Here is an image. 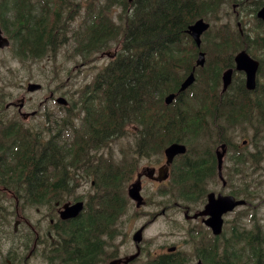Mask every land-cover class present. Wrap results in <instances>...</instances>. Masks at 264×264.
Returning <instances> with one entry per match:
<instances>
[{"label": "trees", "instance_id": "trees-1", "mask_svg": "<svg viewBox=\"0 0 264 264\" xmlns=\"http://www.w3.org/2000/svg\"><path fill=\"white\" fill-rule=\"evenodd\" d=\"M82 1L0 0V25L15 42L14 55L23 60L51 56L57 61L69 36L70 10L78 13ZM230 1L89 0L87 30L65 55L73 60L68 76L54 80L51 88L53 93L70 95L71 103L57 117L45 113L40 128L8 118L10 123L0 130V142L11 145L14 152L13 159L0 160V186L20 200L19 206L11 198L4 200V210L10 224L15 217L24 219L27 233L16 248L26 263L33 255L48 264H100L116 257L120 221L133 208L128 181L142 159L163 156L164 149L175 142L186 145L187 151L175 160L169 180L152 192L156 199L150 204L158 202L166 210H198L206 203L209 188L222 185L215 157L221 125H214L224 115L234 124L235 136L238 122L254 126V130L248 126L253 150L234 142L233 154L223 163L227 186L232 195L246 201L248 205L240 207L246 209L229 237L225 231L214 236L203 225L191 228L192 253L149 254L142 264H192L199 259L204 264H264V223L249 205L264 203L263 145L259 144L260 128L264 130L262 86L257 87L255 98L246 88L239 91L234 101L202 121L212 105L220 104L214 94L211 97L220 82L219 68L207 65L198 75L203 88L194 84L171 105L165 102L168 94L179 90L195 61L189 25L202 17L210 21ZM112 8L123 12L121 26L110 17ZM237 30L213 24L203 40L242 42L245 38ZM116 39L115 57L95 70L91 82L81 84L74 78L75 64L91 67L98 53L111 51L116 43L110 41ZM250 40L264 41V34L257 32ZM3 97L0 92L1 102ZM197 104L206 112L197 111ZM0 107L7 109L6 104ZM130 134V149L118 155L109 151L113 142ZM68 201H84L86 206L78 218L62 220L58 210ZM43 206H48L46 212L40 211ZM32 209L41 214L37 221L28 215ZM248 209L253 210L251 215ZM12 227L8 233L15 240Z\"/></svg>", "mask_w": 264, "mask_h": 264}, {"label": "rangeland", "instance_id": "rangeland-1", "mask_svg": "<svg viewBox=\"0 0 264 264\" xmlns=\"http://www.w3.org/2000/svg\"><path fill=\"white\" fill-rule=\"evenodd\" d=\"M232 0L226 2L220 8L218 14L215 17L210 19V22L216 24L217 26H227L237 30H241L243 33L248 32L246 29L251 31V37L255 36L257 32L264 34V25L258 23L254 20V16L249 11L250 7L255 6V0H250L247 2L248 5L239 6L234 10L233 4L235 3ZM35 3H37L35 1ZM89 0H83L80 4V11L74 13V10L71 11V23L70 30L68 31L69 36L67 35V40L60 47L59 53L57 56V61H54L53 57L48 56L44 59L38 60H23L18 56L14 55V45L15 42L9 37L12 41L11 47L0 50V92L4 94V97L1 99L0 104L5 105L8 102L15 103H25L22 107L19 108L20 113L23 115L15 116L13 110H9L10 118H16L23 122L24 126H39L44 123L45 113L49 112L54 116H58L60 112L65 110V106L56 102L57 97L63 96L57 93H53L51 88L55 86V81L57 79L67 77V71L72 65L71 59H66L65 55L69 54L70 51L76 46V39L78 38L81 32H86V22L88 23L87 16V6ZM116 9V8H114ZM111 9L110 17L117 21L118 18L123 14L122 11H115ZM86 20V21H85ZM242 23L241 29L237 25V21ZM118 22V21H117ZM85 24V25H84ZM89 24V23H88ZM84 25L83 29L79 31ZM119 25V23H118ZM122 25V23H121ZM119 25V26H121ZM79 31V32H78ZM238 31V30H237ZM120 39V38H118ZM118 39L111 40L112 46L111 52H115V47H119ZM204 42V40H203ZM105 50L104 52H106ZM104 52L97 54L96 59L91 67H87L84 63H80L73 68V76L76 80H80L81 84L91 82L95 76V70L102 68L107 64L111 57ZM58 70V71H57ZM58 76V77H56ZM29 82H38L43 84L42 88L36 92H28L27 87ZM72 90L73 88H70ZM53 93V96L51 94ZM69 100L70 95L63 96ZM1 109V107H0ZM34 110H37V114L30 116ZM18 112V109H17ZM19 113V112H18ZM27 114V116H24ZM4 120L7 121V124L10 123L8 118ZM5 126V125H4ZM1 130V127H0ZM240 130L238 134H241ZM250 135L252 133L248 131ZM238 134L235 137V143H239L242 139H249V136L238 137ZM71 139V136L69 137ZM133 143V135L130 134L129 137L122 138L113 142V147L109 149L110 152H114L116 155L122 149L126 152L130 149V145ZM264 144V142H263ZM247 147L253 148L252 143L249 142L246 144ZM108 149L106 150V152ZM165 158L163 156L153 157V158H144L139 164V173H147V168H162ZM169 172L166 171L165 174ZM136 174V173H135ZM135 177V175H134ZM132 178L128 181L127 187L129 184L134 182ZM154 181V180H153ZM151 179H143V191L142 194L146 200V203L137 208L135 202H133V208L131 211L124 215L120 221L119 226L122 227V233L117 238L116 242L118 243V252L117 256L113 258H108L105 262L100 264H110V262L115 258H125L136 252V244L133 241V235L137 229L142 225H146L143 232V240L141 242V256L133 264H142L148 258L149 254H157L167 251V247L177 245L179 250L183 253H192V243L191 238L188 235V232L191 228H200L203 223L200 219L197 220H186L184 217V212L179 208H170L167 209L165 213L160 214L161 210L164 208L160 203L153 202L156 199V195L152 192L157 190L163 182L157 183L153 182ZM222 183V182H221ZM210 191H215L216 193L223 192L231 194V188L229 186L223 187L222 185L216 184L213 187L209 188ZM79 191H83V188H80ZM8 197V195H7ZM6 198V193L0 189V262L2 264H23V253L20 249H17L16 246L19 244L22 237L27 233L26 224L22 217H15L13 222L10 224L7 221V211L4 210L6 206L4 200ZM203 205H199V208ZM48 206H43L40 208L41 212H46ZM246 209V208H245ZM245 209L238 208L233 213L228 214L225 223V232L227 237L230 236V230L235 222L239 220L242 212ZM134 210L139 211L140 214L135 215ZM249 210V209H248ZM34 210L28 211V215L32 220L37 221L38 217L41 215ZM253 210H249L251 215ZM256 214L259 215V219L264 223V203L260 204L256 208ZM155 215V216H153ZM5 222L4 225L1 223ZM245 222H248V218L245 219ZM11 225L17 226L16 239H13V234L8 232L11 230ZM45 225V224H43ZM15 231V230H14ZM9 234V235H8ZM29 260V261H28ZM27 260V264H48L42 257L33 255L32 258ZM18 261V263H17ZM197 260H194L192 264H196Z\"/></svg>", "mask_w": 264, "mask_h": 264}, {"label": "flooded vegetation", "instance_id": "flooded-vegetation-1", "mask_svg": "<svg viewBox=\"0 0 264 264\" xmlns=\"http://www.w3.org/2000/svg\"><path fill=\"white\" fill-rule=\"evenodd\" d=\"M234 2L235 3L233 4V7H234V10H236L237 7H239V6L248 5L247 2H250V0H237V1H234ZM262 7H264V0H255V6L253 8L250 7L249 11L254 16V20L256 22L262 23L264 25V21L262 19H260L258 17V15H257L259 10ZM117 21H118L119 25H121V22L123 21V18L120 16ZM206 21H208V20H206ZM208 22H210V21H208ZM237 25L241 29L242 23L239 20L237 21ZM211 27H212V23L210 22V28ZM246 30L248 31L246 33H243L242 30L240 32V30H239V32L242 35V37L244 36V38H245L242 42H212V41H204L203 42L204 34L207 32L206 31L203 34V36H202L201 46L198 47L194 43L196 45V50H195L196 57H195V61L193 63V67L196 66V69H195L196 81H195L194 84L197 87H200V88L204 87V82L202 80H198V75H199L200 71H202V70L207 68V65H208V67H209V65H213L214 68H216L218 66L219 69H218L217 72H220V82L218 81L219 85H217L216 89L211 92V97L214 94L215 97H216V101H219L220 104L212 105V107L210 108V112L203 111L202 108H200V106H198V104L195 106L197 111L206 112L205 113L206 117L202 118V121H206V120L210 119L211 111H218V110L224 109L226 107V104L228 102H230V101H234V99H235L234 96H236V94L239 91L245 90V88L250 93H252L251 96L253 98H255L254 96L256 95V92H257L256 89H257V87L259 85H261L262 86L261 99L264 101V41H252V40H250L251 31L248 30V29H246ZM120 39H119V41H120ZM192 40H193V38H192ZM241 51H246L250 55V57H252L253 59H255V60H257L259 62V69H258V73H257V76H256L257 86L253 90H250V89L247 88L246 71L245 70H241V69L238 68V63H237V59L236 58H237L238 53H240ZM200 52H203L205 54L206 61H205L204 66L196 65ZM107 55L109 57H111V58H114L115 57V52L112 53L111 51H108ZM210 61H211V63L209 64ZM76 65H78V64H75L74 66H76ZM193 67H192L191 71L193 70ZM228 69H233L232 83L227 87L226 90H224V83H223V78L222 77H223V73L226 70H228ZM216 84L217 83L214 81V85H216ZM200 91H202V90H200ZM73 92H74V94L76 93L74 90H73ZM180 95L181 94H178L176 97H178ZM20 104L21 103H16V104L11 103V104H9V106H8V104L6 105L7 109L6 108L0 109V127H2L4 125H7V121L4 120L3 118H5V117L6 118H10L11 114L8 113L9 110H13V114L15 116H17L19 114V115H21L23 117V115L19 111V108L21 107ZM169 105H171V104H169ZM199 108H200V110H199ZM252 108H254L255 111H257V109H258L256 105H253ZM17 109H18L19 113L17 112ZM24 116H27V114H24ZM219 125H221V130L217 133L218 145L215 148V157L217 159L218 152L219 151H223L222 145L225 144V147H226L225 148L226 153H225V157H224V162H225L226 159L229 157V155L233 154V151H234L233 146H234V142H235L234 140H235V137H236L235 134H234L235 126L224 115L223 116H220V115L218 116L217 122L215 123L214 126H215V128H217ZM250 125H252L251 128L254 130L253 124H251L249 121L238 122V125H237L238 126V130L242 131L241 134H238V137H242L243 138L246 135L249 136L248 140L247 139H242L241 141H238L239 142L237 144L238 146L247 147L246 144H248L249 142L252 143L251 135L248 133V126H250ZM259 134H260V137L262 138V140L259 142V144L263 145L262 157H263V160H264V144H263V142H264V130L260 128ZM181 144H183V143H181ZM252 146L254 148L253 144H252ZM259 146H261V145H259ZM253 148H250V150H253ZM13 157H14V152L11 149V145H9L8 143L4 144L3 142H0V160L1 159L9 160V159H13ZM163 157L165 158V154L163 155ZM165 162H166V158H165L163 164ZM217 162H218V159H217ZM155 169H156V171L153 174L152 178H148V179H151L152 181L154 180L153 182H157L158 181L157 183L166 182L168 179H166V180L162 179V177L164 176V172H161L159 170L160 168H155ZM170 169H171V166H170L169 170ZM221 182H222V186L223 187L227 186V182H226V184H224L222 180H221ZM0 189H2L4 191V193H6L5 200L9 201V198H11V199L14 200L15 204L17 206H19L20 200H19L18 196H16L15 193L12 190H9V189H7L4 186H0ZM226 194H229V193H226ZM7 195H8V197H7ZM260 204H263V203L260 202V201H254L253 203H250L249 205L252 208L256 209V208H258V206ZM247 205L248 204H246L245 206H247ZM203 206H205V204ZM59 210H58V215L60 216ZM249 210H251V209H249ZM234 211L228 212V213H226L224 215L225 223H226V218L225 217L228 214L233 213ZM203 218L204 217L200 218L202 223H203ZM15 232H17V227L16 226H15ZM173 246H176L178 248L177 245H173ZM170 247H172V246L167 247V251L166 252H162V253L170 252L169 251ZM31 256L32 255H29V257H31ZM24 257L25 256L23 255V264H27L26 263V258L24 259ZM17 263H18V261H17ZM0 264H1V262H0ZM2 264H3V261H2Z\"/></svg>", "mask_w": 264, "mask_h": 264}, {"label": "water", "instance_id": "water-1", "mask_svg": "<svg viewBox=\"0 0 264 264\" xmlns=\"http://www.w3.org/2000/svg\"><path fill=\"white\" fill-rule=\"evenodd\" d=\"M258 17L264 21V7H262L258 12ZM210 28V22L206 21L204 18H199L194 23L189 25L187 29V33L191 35L193 38L194 43L200 47L202 43V36L203 34ZM11 46L10 39L4 35L3 29L0 26V49H5ZM237 63L238 68L241 70L246 71V84L247 88L250 90H253L256 88V76L259 69V62L246 52L241 51L237 55ZM205 54L203 52L199 53L198 60L196 65L204 66L205 64ZM195 69L196 66L193 67V70L189 73V75L183 80V82L180 85V88L177 92H172L168 94L165 98V102L169 105L174 102V100L177 98L176 96L178 94L185 93L196 81V75H195ZM232 77H233V69H228L223 73V83H224V90L227 89V87L232 83ZM42 88L41 83L37 82H29L27 90L29 92H36ZM57 101L62 105H68V99L65 97H58ZM23 105V104H21ZM223 151H219L217 154L218 159V170H219V176L222 180H224L223 177V162L225 157V144L222 145ZM187 147L184 144H181L179 142H175L170 144L168 147L165 148L164 154L166 158V162L163 165L162 168L159 170L161 172H164V176L162 179H167L169 177V172L165 174L166 171L169 170L170 166L174 162L175 158L181 154L186 153ZM156 171L155 168H147V173H138V177L136 181L132 182L128 188L127 192L134 202H136V206L139 208L143 204H145V198L142 194L143 190V184H142V176L147 175L149 177H152L154 172ZM224 184H226V181L224 180ZM246 201L244 199H238L233 195H224L223 193H215L214 191H211L207 194V202L203 209L199 210L198 212L194 214H190L189 210L185 212V217L187 219H197L199 217L203 218V223L212 230V233L214 236H220L224 231V215L228 212L234 211L237 207L245 205ZM84 210V202L78 201L75 203H65L63 207L59 210L60 217L63 220H69L73 218L79 217ZM145 226H142L139 228L134 236L133 240L137 244V252L129 257L125 258L124 263L128 264L129 262L135 260L139 257L141 253L140 249V242L143 239V232H144ZM170 250H175V247H171ZM123 261L122 259H114L110 262V264H121ZM197 264H204L203 261L200 259Z\"/></svg>", "mask_w": 264, "mask_h": 264}]
</instances>
